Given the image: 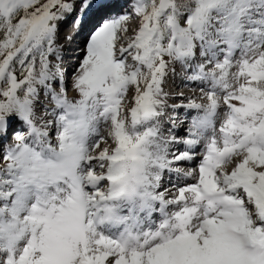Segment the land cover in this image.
<instances>
[{
	"label": "snow or ice",
	"instance_id": "6c2138e0",
	"mask_svg": "<svg viewBox=\"0 0 264 264\" xmlns=\"http://www.w3.org/2000/svg\"><path fill=\"white\" fill-rule=\"evenodd\" d=\"M0 264H264V0H0Z\"/></svg>",
	"mask_w": 264,
	"mask_h": 264
},
{
	"label": "bare ground",
	"instance_id": "6f19581e",
	"mask_svg": "<svg viewBox=\"0 0 264 264\" xmlns=\"http://www.w3.org/2000/svg\"><path fill=\"white\" fill-rule=\"evenodd\" d=\"M58 42H59V40L57 41V43H58ZM75 63H76V60L74 61V63H67L66 68L68 69L69 72L72 71V66L75 65ZM186 90H188V91H189V94H191V92H190L189 89H186ZM102 134H103V129H102Z\"/></svg>",
	"mask_w": 264,
	"mask_h": 264
},
{
	"label": "rangeland",
	"instance_id": "374dc122",
	"mask_svg": "<svg viewBox=\"0 0 264 264\" xmlns=\"http://www.w3.org/2000/svg\"><path fill=\"white\" fill-rule=\"evenodd\" d=\"M68 94H69L70 97L73 95V93L71 92V90L69 91Z\"/></svg>",
	"mask_w": 264,
	"mask_h": 264
}]
</instances>
